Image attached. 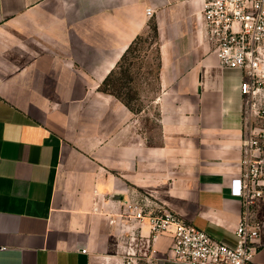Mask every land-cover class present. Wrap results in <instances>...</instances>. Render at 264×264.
Returning <instances> with one entry per match:
<instances>
[{
  "label": "crops",
  "instance_id": "crops-1",
  "mask_svg": "<svg viewBox=\"0 0 264 264\" xmlns=\"http://www.w3.org/2000/svg\"><path fill=\"white\" fill-rule=\"evenodd\" d=\"M204 1L0 0V264H123L119 215L136 195L237 243L243 73L206 42ZM152 18L157 138L102 90ZM171 245L157 236L158 261L140 264H185Z\"/></svg>",
  "mask_w": 264,
  "mask_h": 264
},
{
  "label": "built area",
  "instance_id": "built-area-1",
  "mask_svg": "<svg viewBox=\"0 0 264 264\" xmlns=\"http://www.w3.org/2000/svg\"><path fill=\"white\" fill-rule=\"evenodd\" d=\"M203 4L205 40L219 66L243 73L240 95L248 136L241 177L231 190L244 207L235 231L237 243L214 241L150 197L136 195L119 215L126 223L121 224L118 246L123 264L158 261L154 241L164 234L172 236L174 261L185 264H250L264 249V219L258 217L259 203L264 201V0H205ZM147 15H152L150 9ZM144 226L149 235L143 233Z\"/></svg>",
  "mask_w": 264,
  "mask_h": 264
},
{
  "label": "rangeland",
  "instance_id": "rangeland-1",
  "mask_svg": "<svg viewBox=\"0 0 264 264\" xmlns=\"http://www.w3.org/2000/svg\"><path fill=\"white\" fill-rule=\"evenodd\" d=\"M144 32L103 90L122 100L133 113L141 115L143 129L157 138L162 114L161 105L156 103V97L162 91L159 86L161 55L153 18L148 21V28Z\"/></svg>",
  "mask_w": 264,
  "mask_h": 264
},
{
  "label": "trees",
  "instance_id": "trees-1",
  "mask_svg": "<svg viewBox=\"0 0 264 264\" xmlns=\"http://www.w3.org/2000/svg\"><path fill=\"white\" fill-rule=\"evenodd\" d=\"M135 42H136V41H135ZM135 42H134V43H135ZM134 43L128 48V50H127L125 56L130 52V50L132 49ZM125 56H124V57H125ZM124 57H123V58H124ZM123 58H122V60H123ZM106 84H107V81H106L105 84L103 85L102 90H103V88L105 87ZM103 91L106 92L105 90H103ZM113 95H114V94H113Z\"/></svg>",
  "mask_w": 264,
  "mask_h": 264
}]
</instances>
